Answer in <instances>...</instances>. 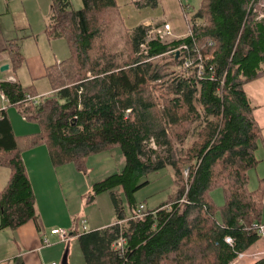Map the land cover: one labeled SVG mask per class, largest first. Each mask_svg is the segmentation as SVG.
<instances>
[{"label":"trees","instance_id":"16d2710c","mask_svg":"<svg viewBox=\"0 0 264 264\" xmlns=\"http://www.w3.org/2000/svg\"><path fill=\"white\" fill-rule=\"evenodd\" d=\"M259 1L201 0L189 11L191 4L182 0L190 31L166 42L149 36L152 25L128 29L117 0H82L80 8L70 0H52L47 32L66 39L71 51L48 67L56 93L34 100L32 86L0 81L8 102L39 124L35 132L16 135L5 109L0 110V165L10 169L0 191V229H15L29 220L41 226L24 149L45 142L54 165L72 161L84 170L90 154L118 145L124 166L96 180L88 198L93 201L109 192L115 220L80 231V217H75L71 230L78 234L86 264H229L254 244L261 236L255 225L261 224L264 177L249 187V171L260 160L256 151L261 129L244 84L264 75V18L254 12ZM133 3L156 7L159 0ZM184 54L193 64L157 95L155 81L165 75V68L153 59L171 57L169 63L182 67ZM22 60L16 49L13 67H20ZM61 78L67 81L60 83ZM201 118L200 140L184 157L167 160L177 173L181 162L197 161L189 166L188 187L180 186L175 200L171 196L147 208L145 215L132 217L142 203L135 193L149 182V172L166 164L147 153L150 142L170 147L167 127L180 138ZM217 187L225 197L220 208L210 193ZM182 198L187 202L179 204ZM226 236L233 238L232 244ZM120 237L126 239L122 248L115 246ZM252 264H264V256Z\"/></svg>","mask_w":264,"mask_h":264},{"label":"rangeland","instance_id":"374dc122","mask_svg":"<svg viewBox=\"0 0 264 264\" xmlns=\"http://www.w3.org/2000/svg\"><path fill=\"white\" fill-rule=\"evenodd\" d=\"M70 1L74 8H80L82 5V0ZM183 1L184 3L187 1L191 4V7L188 8L189 11L196 10L201 3V0ZM118 3L120 7L124 5L120 4V2ZM0 4H25L24 7L26 14L30 15V17H33L32 25L34 29L40 31L38 33L40 39L39 46L35 37H32V39L26 38L25 35L29 34V30L24 32L23 41H21L22 44L20 48H22V51L25 53V55H36L37 51H40L43 55L48 57L51 56L52 52H56V57L59 59L63 56L68 57L71 54L70 46L64 39H56L54 42H49L48 38L44 37L46 36L43 33L44 16L47 10H49L48 5L52 4V0H0ZM135 7L137 6L135 5ZM165 7H163V9L160 8L162 9V16L174 18L175 13H172L171 9H166ZM135 12L136 14L133 15L134 18L131 15L129 16V14H127V18L123 15L125 17L128 29L131 30H133L136 25L140 24L139 19H137L136 22H133V20L136 18V15L139 14L138 10ZM254 12L257 14V16H263L264 18V0L259 1V3L255 6ZM4 16L5 15L2 17V21L3 25L6 27L7 20L4 19ZM202 20L203 22H206L205 19ZM164 22L167 21H154L153 23L145 25L163 24ZM104 37L106 41L111 43L112 39L108 34H105ZM173 39L176 38L172 36L170 30L166 33L163 41L170 42ZM153 60L154 62L159 63L161 68H165V75L161 79L155 81L158 84V89L155 93L158 95L159 93L165 92V90L168 89L172 81V77H174L177 73L183 72L184 70L181 66L177 67L169 63L171 57L163 58L162 56H158ZM49 61L52 62L54 60L50 59ZM66 81L67 79H60V83H64ZM33 84L34 87H32L34 92L39 93V96H34V100H39L42 97L40 94L46 89L51 88V84L49 83V80L46 76L34 80ZM53 92L56 93V88L47 95H52ZM167 96L171 97L173 94L167 93ZM196 104L198 108H201V104L199 102L196 101ZM17 112L16 114L11 112V116L15 122L16 130L22 133L19 135L29 134L28 132L34 129V124L36 125L35 129H39V124L36 121L28 120L20 111L19 112L21 115ZM20 116H22L23 120L27 122V125L21 121ZM203 126V118H201V120H196L192 123L190 131H187L185 136L180 138L175 133L173 128L171 129L170 127H167L169 139L171 141L170 147L164 144H156L155 141L150 142L149 146L147 147V153L151 155L154 161L163 160L166 162V164L163 168L148 173L146 178L149 180V182L135 193V198L138 202L145 203L148 209H152L159 206L163 202L168 201L171 196V198L175 200L176 192L180 186L188 187L189 166L191 164L195 165L197 161L191 160L189 162H181V170L177 173L174 166L168 163L167 160L184 157L186 151L196 141L200 140L199 134L202 131ZM150 148H154L156 152L151 153L149 150ZM22 155L26 168H28V175H30L32 179L30 180L33 182L36 203L38 204L37 207H39L38 210L41 214V220L42 223H44L45 230L43 231L47 232L45 235H47L51 240V243L49 245H45V248L49 249L50 251L58 249L56 253H60L59 251H61L62 245L59 243L63 242L58 238L57 235L50 234L51 226H48V228L46 227L50 221L55 223L54 225H56V228H64L70 233L74 226L75 217H80L78 226L76 227L78 230H82V218H87L89 221V223L87 221V225L89 224L90 226H93L97 221L108 222L110 220H114L115 211L112 205V197L109 192H103L97 195L93 201H89L88 198L93 192V183L96 180L101 179L112 172L119 171L124 166L125 158L118 145L113 148H108L90 154L86 158V168L84 170L78 169L75 163L72 161L54 166L50 159L48 147L45 142H40L34 146L24 149ZM1 170L2 173L5 171L9 174L10 172L9 167L7 166L1 165L0 171ZM210 193L215 205L220 208L225 203V197L222 189L217 187L211 190ZM52 199L56 201V209L53 207ZM186 202V198L179 200V204ZM124 206L126 209H129L127 201H124ZM166 207L169 206L166 205ZM219 214L220 209L217 210L216 215L218 216ZM69 243L76 248L75 240L73 242L70 240ZM62 244L65 246V242ZM61 253L63 254L64 251H61ZM57 259L59 264H62V256ZM79 263L80 261H78V264Z\"/></svg>","mask_w":264,"mask_h":264},{"label":"crops","instance_id":"0c3cea01","mask_svg":"<svg viewBox=\"0 0 264 264\" xmlns=\"http://www.w3.org/2000/svg\"><path fill=\"white\" fill-rule=\"evenodd\" d=\"M117 1L120 2V4H124L122 5L121 10L126 18H127V14H129V16L130 15L133 16L134 14H136L135 12L136 10L139 11V14L136 15V18L133 20V22H136L137 19H139L140 21L139 23H143V24H150L153 23L154 21H167L171 23V33L174 38H180L188 33L189 24L185 12L182 8V0H159V3L156 7L144 6L142 8L135 7L133 0H117ZM24 5L25 4H0V81L17 80L23 86L34 87L33 81L39 79L40 77L46 76L47 79L49 80L47 76L48 67L52 64L61 61L67 56L65 57L63 56L62 58L57 59L56 57L57 53L52 52L51 56L46 57L40 51H37L36 55H32V54L25 55V53L22 51V48H20L22 44L21 41H23L24 32H26V30H29L30 31L28 32L29 34L25 35L26 38L32 39V37H35L37 40V44L39 46L40 39L38 33L40 31L34 29L32 25L33 17H30V15L26 14ZM48 6H49V10H47L44 16L43 33L46 35L44 37H47L49 42L50 41L54 42L56 39H64L63 37L51 38L47 32V20H48V15L51 12L52 4H49ZM163 7H165L166 9H171L172 13H175L174 18L163 17L162 16ZM3 15H5L4 19L7 20V22L9 20L8 23L6 22L7 24L6 27L3 25V21H2ZM64 40L66 41V39ZM16 49H19L23 53V60L21 66L18 68H14L12 62V56ZM50 59L54 61L50 62L49 61ZM4 64H8L9 67L7 69H1ZM244 90L246 91V93L248 94V96L255 105L254 117L261 129L259 147L256 151L257 156L260 160L257 163V165L254 168H251L249 171V187L255 188L259 184L260 178L264 177V75H261L257 78H254L246 82L244 84ZM51 91H53L52 87L46 89L40 95L49 94L51 93ZM35 94L39 96L38 95L39 93H35ZM1 109H5L12 123L15 134L16 135L22 134L20 131L16 130L15 122L11 116V112L16 114V112L18 111L17 113L20 114L19 108L16 105L10 104L7 100V97L0 89V110ZM20 118L21 121L25 123V125H27V122L23 120L22 116H20ZM35 128L36 125L34 124V129L28 133H32L39 130V129L36 130ZM9 177H10V172L8 174V172L4 171L2 173V170L0 171V191L7 184ZM31 184L33 186L32 181ZM262 201H263V211L261 215V225H263V230L261 231L260 238L249 248H247L241 256L239 255L229 264H252L254 261L264 256V190L262 195ZM52 203L54 209H56V201L54 199H52ZM40 210L42 212L41 207ZM114 220L112 221L110 220L108 222L97 221L93 226H90L88 224L87 229L88 230L99 229L110 225ZM54 224L55 223L50 221L48 222V225H46V227L48 228V226H51V228H54L56 227V225ZM43 230H45V228H44V223H42V220H41L40 228L38 227L37 223L34 220H29L15 229L12 228L0 229V264H45L50 260L58 261L57 258H60V256H62L63 259V256L66 251H67L66 264H78V261H80L79 264H86L85 258L83 256V253L81 251L78 242V234L70 233L69 240L59 243L60 245H62L61 251L62 252L64 251V253L62 254L61 251H59L60 253H56L58 249L50 251L49 249L45 248L46 244H44L43 238L47 232ZM70 240L72 242L74 240L76 241V248L75 246L70 245L69 243ZM64 242H65V246H63L62 244Z\"/></svg>","mask_w":264,"mask_h":264},{"label":"built area","instance_id":"2783aa9c","mask_svg":"<svg viewBox=\"0 0 264 264\" xmlns=\"http://www.w3.org/2000/svg\"><path fill=\"white\" fill-rule=\"evenodd\" d=\"M188 8H189V6H188ZM170 30H171L170 22H164L160 26L152 25L150 30H149V36L158 37V38L163 40L165 38L166 33L169 32ZM189 31H190V29H189ZM181 50L184 51V48ZM183 60H184V63L182 64V68L185 70H188L189 67L193 64L194 60L188 54H184ZM198 67H200V69L198 70V73L200 75H202L204 73L203 67L201 64H199ZM30 98L34 99V97H32V96H30ZM146 213H147V207H146L145 203H139L138 206L136 207L135 212H134L132 217L143 216ZM81 223H82V230H88L87 229V219L82 218ZM255 228L259 233H261V231L263 230V225L257 224V225H255ZM50 233L53 235H57L61 241H66V240H69L71 232L69 233L64 228L54 227V228H51ZM43 241H44V244H46V245H49L51 243V240L47 235H44ZM225 241L228 242L229 244H232L233 238L230 236H226ZM125 243H126V239L124 237H120L117 240V243L115 246L118 248H122L125 245ZM242 254H243V252L240 253L239 255H242ZM45 264H59V262L56 260H50V261L46 262Z\"/></svg>","mask_w":264,"mask_h":264},{"label":"water","instance_id":"95a60500","mask_svg":"<svg viewBox=\"0 0 264 264\" xmlns=\"http://www.w3.org/2000/svg\"><path fill=\"white\" fill-rule=\"evenodd\" d=\"M177 53L179 54V51H177ZM8 67H9L8 64H4L1 69H7ZM62 263L63 264L67 263V251L65 252V254L63 256Z\"/></svg>","mask_w":264,"mask_h":264}]
</instances>
